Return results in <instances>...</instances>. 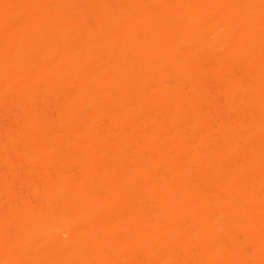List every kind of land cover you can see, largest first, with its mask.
Segmentation results:
<instances>
[{"label":"bare ground","instance_id":"obj_1","mask_svg":"<svg viewBox=\"0 0 264 264\" xmlns=\"http://www.w3.org/2000/svg\"><path fill=\"white\" fill-rule=\"evenodd\" d=\"M0 264H264V0H0Z\"/></svg>","mask_w":264,"mask_h":264}]
</instances>
